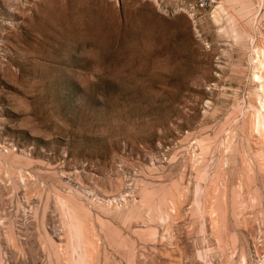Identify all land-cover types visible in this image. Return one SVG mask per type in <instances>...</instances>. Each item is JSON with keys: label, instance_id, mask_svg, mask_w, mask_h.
<instances>
[{"label": "rangeland", "instance_id": "obj_1", "mask_svg": "<svg viewBox=\"0 0 264 264\" xmlns=\"http://www.w3.org/2000/svg\"><path fill=\"white\" fill-rule=\"evenodd\" d=\"M0 264H264V0H0Z\"/></svg>", "mask_w": 264, "mask_h": 264}, {"label": "bare ground", "instance_id": "obj_2", "mask_svg": "<svg viewBox=\"0 0 264 264\" xmlns=\"http://www.w3.org/2000/svg\"><path fill=\"white\" fill-rule=\"evenodd\" d=\"M90 26V25H89Z\"/></svg>", "mask_w": 264, "mask_h": 264}]
</instances>
